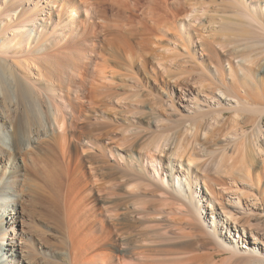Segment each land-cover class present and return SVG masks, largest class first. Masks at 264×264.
Listing matches in <instances>:
<instances>
[{"label": "bare ground", "instance_id": "obj_1", "mask_svg": "<svg viewBox=\"0 0 264 264\" xmlns=\"http://www.w3.org/2000/svg\"><path fill=\"white\" fill-rule=\"evenodd\" d=\"M231 28L243 37L223 35ZM7 48L25 49L22 64L47 77L45 89L14 77L21 63L3 58ZM187 60L210 82L173 73ZM257 81L264 0H0V264H216L219 254L264 264V89L258 100L246 92ZM73 158L87 192L74 204ZM133 180L161 189L175 215L179 241L166 254L137 252L128 233L151 209L131 200L141 192L128 191ZM42 187L65 190L60 246L26 225Z\"/></svg>", "mask_w": 264, "mask_h": 264}, {"label": "rangeland", "instance_id": "obj_2", "mask_svg": "<svg viewBox=\"0 0 264 264\" xmlns=\"http://www.w3.org/2000/svg\"><path fill=\"white\" fill-rule=\"evenodd\" d=\"M42 1L43 0H41V2ZM206 2L209 3L210 0H206ZM54 9L55 10H58V8L54 7L53 10H51V12H54ZM187 10H191V8L188 7ZM111 12L112 11L108 10L109 17L112 16ZM133 16H134L135 19L138 20L141 17V11L140 10L139 11H136L135 14H133ZM98 30H99V28L97 26L96 27V31L99 33ZM253 30L256 31V33H258V34H262V32L258 31L256 28H253ZM241 32H242L241 29H239V30L237 29V30L234 31V29L231 28L230 31L229 30L228 31H225L223 35H227L228 34L227 36L230 35V36H232L231 38H233L234 36H236L234 38L240 39V38H237V37L238 36L241 37V38L243 37V35H240V34H242ZM96 36H100V34H96ZM180 36L182 37L183 35H180ZM96 38L97 37H95V39ZM72 46L75 47L74 45H72ZM25 52H26L25 49L19 50L18 52H14V51H12V50H10V49L7 48L4 51V54L2 56L7 61L21 63V67H20L21 69H19V66H17L16 68H18V69H16L14 67V66H16L15 63L13 64V68H15V70H13L14 77L17 76L16 78H20V79L23 77V79H25L26 82L28 81L29 84L33 85L35 87V89H40V88L42 89L44 86L46 87V85H47V80H45V79H47L46 76H43L44 77L43 78L42 76L38 75V72H37L36 69H34L33 67H30V66L28 67V66L22 64V62L26 61L25 58L22 57L25 54ZM199 60H202L203 67H208V66L210 67V64H211L212 67L216 66L218 68V70H220V71H222L223 69H225V66H226V63L223 60H221L220 58H217V57L212 58L211 61H209L207 59V57L201 58ZM9 63L12 64L11 62H9ZM54 66H55V64L53 62L51 64V67L54 68ZM192 66H194V65L191 62H188V60H187V62L186 61L181 62L180 65H179V67L174 68L173 73L176 74V75H178V76H181V77H189V79H193V80H195V79L196 80H199L200 79L202 81H206V83H209L210 82L209 81L208 74L201 73L198 70H193L192 69ZM136 70H137V68H136ZM255 70L261 71L260 70V67H258V69H255ZM223 72H224V70H223ZM140 77H142V76H140ZM242 81L243 80L240 79V77H237L236 80H233V82H231L230 85L233 86V89L236 92H240L241 90L239 91L238 88L241 86ZM7 83L9 84V82H7ZM253 84H254L253 88L246 89V92H247L248 95H250V96L254 97L256 100H258L257 96L262 94L263 89H264V82L257 81V82H253ZM144 85H147V89H150L149 91H150V93H152V95H157L158 94V90L156 89V87H154V85H153L152 88L151 87L149 88L148 87V84H144ZM45 87L43 89H45ZM58 103H59V106L60 107H62L64 105L62 102L60 103V100H59ZM5 104L6 105H5V107H3L4 108L3 109L4 110L3 112H5L6 115L11 116L10 115V110H12L13 105H12V103H10V101H7ZM60 131L61 130L59 129L58 132H60ZM73 132L74 131L71 130V128L66 129V134H68L67 136H69L70 133H71L70 135H72ZM66 142H67L66 143V145H67V152H71L72 151L71 154H74L73 152H75L74 147H75L76 144L74 142L70 141V140H67ZM76 147L79 148V153L78 154H79L80 158H83V153H82L83 152V148L80 149V146L79 145H76ZM84 152H85V149H84ZM57 154L58 155L60 154V151L59 150H57ZM38 157L39 156H37V157L35 156V159L38 160ZM59 157H60V155H59ZM74 160L75 159L73 158L72 162L69 165V167H70L69 173L71 172L72 175L71 174L70 175L73 176V177L76 176L75 179H76V182L78 183V185H77V183H73L74 186L71 185L72 188H71V190L69 192V194L71 195V199L73 198V200H72L73 201V204L74 203H77V201L79 200V198L81 196H83V195H86V193H87L84 190H80L79 189L80 188V182L79 181H80V178H81V176L79 174L80 173V169H79V165H78L79 163L78 162L76 163V160L75 161ZM74 163H76V164H74ZM27 165H28V169H31L30 168L31 167L30 164L27 163ZM40 167H41V165L40 166L38 165V168L39 169H40ZM76 169L77 170L79 169V170L77 171ZM82 171L83 172H85V171L88 172V165H87V163L85 164V166H83ZM65 179H66L65 180L66 181L65 184H67L68 183V181H67L68 178H65ZM38 183H39V185H42L40 180L38 181ZM70 183H71V181H70ZM108 184L110 185V183H108ZM131 184H132V186L131 185L128 186V188L131 187L130 189H128L129 192H131L133 190L132 192L135 191L137 193L136 188L137 189L138 188L141 189V192L139 193L140 194L139 195V198H138V196L136 197L134 195L133 196H130L131 197V200L136 201V203L138 202L137 203L138 204L137 206L141 210L140 212H142V210H144V209H147V206L148 207L150 206L149 208H151V209H149L150 210V214L147 216V219H143V220L137 222V224L135 223L137 225V226L135 225L136 228L134 227L133 229H130L131 231L130 230L128 231L129 234L131 233V236H133V234H134L133 237H137V238H134L133 239L134 240L133 243L140 247L137 250V252H141L142 251V253H143L144 252V248L143 247L144 246H147L148 249L145 250V254H156L155 253L156 251L158 252L157 254H166V253H168L170 251V249H171L170 246L172 244L177 243L179 241V239H176L175 238V235L171 234V232L174 231V228H172V226H170L171 225V220H173L171 218L175 217V215L174 214H170V212L168 211V209H169L168 207L169 206L166 205L165 201L161 202L164 199H161L160 200V198H164L165 197V194H163V191L161 189H159V188L156 189V187H154V186L149 188L148 191H150V192H147L146 189L149 186L146 187V185L141 180H133L131 182ZM75 185H77V186H75ZM201 188L203 189V191H205V188H204V185L203 184H201ZM63 190H61L60 193H58V194H54L53 192H51V193L50 192H47L48 190L46 191L43 188V194L41 193L42 195L41 194H37V195L35 194L37 197L36 196L33 197V199H32L33 207H31L33 211H32V213H30V215H29L30 217L28 216L26 218V225L27 224L30 225V226L27 225V227L28 228L29 227L31 228V226H32L34 228H38V230H40L42 233H44V234L41 233L42 235H44L43 237L42 236H39V237L40 238L42 237L41 240H43V242H45L47 240V242H45V243H48L49 245H51V242L52 243L54 242L55 243V244L53 243L54 245L57 244V245L60 246L61 245V243H60L61 238L64 239V236L68 232V229H67V225L65 223V220H64V222L61 223L60 227L57 224V221L55 220L56 219L55 216L57 214L59 215V217L64 218V212H65L64 209H65V206L63 208V205H64V202H63L64 201V199H63L64 196L63 195L65 194V190L64 191ZM152 190H154L153 191L154 193H151ZM73 191H75V192H73ZM81 191L82 192L84 191L83 193H85V194H83ZM143 191H145V192H143ZM63 192H64V194H63ZM149 193H151V194H149ZM81 194H83V195H81ZM51 195H52V197H51ZM55 196L59 197V198H56V200L60 199V200H58V202L55 201L56 203H58V204H56L58 207L55 206V202H54ZM74 200L75 201L77 200V201L75 202ZM89 202H90V200L87 198L85 204H87ZM53 203H54V205H53ZM30 204H31V201H30ZM145 204H147V205H145ZM154 205H156L155 206V209H153ZM97 206H99V204H97ZM157 208L159 210H157ZM154 210H156V211H154ZM154 229H156L158 231L157 233L160 235V237L158 239L155 238V236H154L153 233L151 234V238L149 237L150 236L149 234H148V236L143 234V233H146L147 231L149 232V231H152ZM138 230H140L141 233H142V230H143V233L141 234L140 231H138ZM30 231H31V229H30ZM40 231H39V233H40ZM49 231H51V232H49ZM132 232H133V234H132ZM137 232H139V233H137ZM137 234H140V236L138 237ZM141 235L142 236L144 235V236L141 237ZM148 237L153 242L149 241L150 239ZM54 245H52V246H54ZM155 245H156V247H155ZM59 246H56V247H59ZM154 248L156 249L155 252L153 251ZM196 253H198V254H209L210 251L208 252L207 250H201L200 252L197 251ZM1 254L2 253H0V259H1ZM225 257L227 258L226 255H222V254L217 255V257L215 258L216 264H227L228 261L226 260ZM223 262H225V263H223ZM203 264H211V262L208 261L207 259H205ZM228 264H234V262H232V261L230 262L229 261Z\"/></svg>", "mask_w": 264, "mask_h": 264}]
</instances>
